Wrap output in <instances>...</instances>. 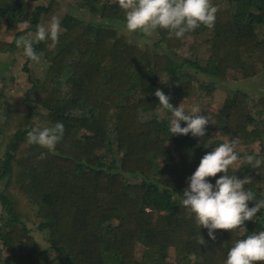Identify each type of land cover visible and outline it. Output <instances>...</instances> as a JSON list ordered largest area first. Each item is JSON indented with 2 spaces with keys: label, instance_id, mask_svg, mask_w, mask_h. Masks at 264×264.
Listing matches in <instances>:
<instances>
[{
  "label": "trees",
  "instance_id": "trees-1",
  "mask_svg": "<svg viewBox=\"0 0 264 264\" xmlns=\"http://www.w3.org/2000/svg\"><path fill=\"white\" fill-rule=\"evenodd\" d=\"M32 1L0 0V52L17 49L20 23L35 33L61 5ZM72 2L110 24L61 16L59 43L34 45L42 75L30 71L26 57L25 112L10 104L2 110L0 89V264H225L238 239L264 231V209L244 223L246 231L215 230L212 240L180 196L203 155L223 142L238 139L241 157H264V92L254 97L239 86L227 89L204 137L171 135V115L158 111L154 92L179 106L187 93H211L226 77L264 83V0H212L219 9L214 28L201 26L179 39L158 29L161 48L119 30L124 12L117 0ZM201 114L210 121L208 112ZM56 122L65 130L54 152L26 142L28 130ZM255 141L257 150L250 146ZM233 172L251 178L246 189L264 199V163L253 169L241 160Z\"/></svg>",
  "mask_w": 264,
  "mask_h": 264
},
{
  "label": "clouds",
  "instance_id": "clouds-1",
  "mask_svg": "<svg viewBox=\"0 0 264 264\" xmlns=\"http://www.w3.org/2000/svg\"><path fill=\"white\" fill-rule=\"evenodd\" d=\"M118 6L124 12V29L129 33L140 32L150 36L159 30H166L169 37L177 39L185 37L197 28L204 26L212 29L215 26L218 6L212 0H117ZM61 32L59 19L51 17L47 27L44 24L36 25L33 36H20L15 40L17 48H22L24 56L39 63L38 54L34 45L44 41H51V47L59 43ZM154 95L159 100L163 113L171 115L169 131L171 135H188L204 137L206 126L210 123L207 115L201 114L198 105H193L190 111L185 110L184 103L173 106L170 96L157 89ZM143 120V116L141 117ZM186 126L181 127V122ZM64 125L56 122L52 126L33 127L26 133V142L29 145H38L49 152H54L56 145L64 135ZM238 139L223 142L201 158L198 167L188 178V185L180 196L181 205L190 215H193L197 226L208 230V237L215 240V230L234 231L243 227L246 221H253L257 213L264 209V199H256L251 189L246 185L252 182L251 178L237 177L229 169L241 161L253 169L260 168L264 157L244 154L241 157L236 152ZM44 158V153L41 157ZM215 184L208 178L216 177ZM254 201L249 207L248 202ZM200 245L206 241L200 235ZM225 264H264V231L253 232L245 238L238 239L228 252Z\"/></svg>",
  "mask_w": 264,
  "mask_h": 264
},
{
  "label": "rangeland",
  "instance_id": "rangeland-1",
  "mask_svg": "<svg viewBox=\"0 0 264 264\" xmlns=\"http://www.w3.org/2000/svg\"><path fill=\"white\" fill-rule=\"evenodd\" d=\"M47 1L48 0H34L31 2V5H34L35 3H46ZM65 13H72L76 16H79L86 22L93 21L94 19L99 21L101 20L107 23L109 22V20L102 19L99 15L93 13L92 11L88 10L85 7H77L76 5H73L72 0H61L60 8L58 12L55 14V17H57L60 20L61 16ZM123 25L118 26L119 30L121 32L126 33L129 36V39H131L132 41H136L140 44H143V41H148V43L150 44V48H161L163 46L161 43H157L158 34L156 32L151 34L150 36L143 35L140 38H135L138 35L136 33H129L126 29H124ZM4 28L5 27L3 26L1 29L3 30ZM18 28L23 31L21 36L27 37L30 34L34 33L33 29L27 27V24L24 22L20 23L18 25ZM5 38L11 40L12 38H14V33L12 32L7 33L5 35ZM182 53L183 50H180V55ZM25 61H26V56H24L22 48H17L14 52L11 53L0 52V72H2L5 75L2 78L0 77V89L6 92V97L4 98V101H6V105L2 108V110L6 109V107L9 104L15 105L23 112H25L27 108L29 99L26 100L25 91L27 90V88L31 86V82L27 78V71L23 68ZM27 67L30 69L31 72L35 73L36 75L40 76L43 73V63L41 62V60L39 61V63L28 61ZM199 77L206 78V76L203 74L199 75ZM223 79L224 81L228 80V82H218L211 93L203 92L202 94H197L198 91L196 89L194 91L187 93L186 97L180 99L178 104L183 102L185 109H191L193 105H198L201 111L208 112V114L210 115V121H209L210 123L208 127L211 128L214 121V114L216 113L217 109L220 107L221 103L223 102L227 89L239 86L249 91L250 95L254 97H257L259 93H261L262 91L264 92V83L261 81V79L256 77L243 78L240 80H232L229 79L228 77ZM258 110H257V114L261 115V112ZM218 136L219 135H216L215 137ZM250 146H252L257 150L259 148V143L258 141H255ZM236 150H238V152L243 151L244 147L239 146L238 149ZM240 163L241 161H238L232 167H236ZM32 233L44 246L47 245V243L43 238L42 233L39 232L35 228V226L33 227ZM2 250L3 248L0 242V252ZM49 253L52 255L56 254V252L53 250H49ZM137 253L138 254L141 253V245H139ZM168 259L171 260L173 259L172 247L170 248Z\"/></svg>",
  "mask_w": 264,
  "mask_h": 264
}]
</instances>
